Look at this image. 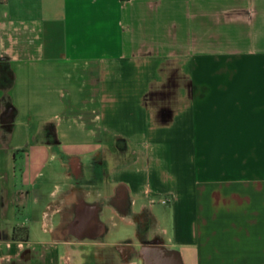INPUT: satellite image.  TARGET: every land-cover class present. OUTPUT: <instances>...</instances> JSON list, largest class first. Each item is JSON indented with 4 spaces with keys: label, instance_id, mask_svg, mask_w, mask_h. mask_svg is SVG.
<instances>
[{
    "label": "crops",
    "instance_id": "0c3cea01",
    "mask_svg": "<svg viewBox=\"0 0 264 264\" xmlns=\"http://www.w3.org/2000/svg\"><path fill=\"white\" fill-rule=\"evenodd\" d=\"M68 248L264 264V0H0V264Z\"/></svg>",
    "mask_w": 264,
    "mask_h": 264
},
{
    "label": "rangeland",
    "instance_id": "374dc122",
    "mask_svg": "<svg viewBox=\"0 0 264 264\" xmlns=\"http://www.w3.org/2000/svg\"><path fill=\"white\" fill-rule=\"evenodd\" d=\"M20 235L21 232L16 235V238H19ZM22 236L24 237V234ZM63 261L64 264H84L83 255L79 252H74V248H68Z\"/></svg>",
    "mask_w": 264,
    "mask_h": 264
},
{
    "label": "flooded vegetation",
    "instance_id": "af4514ba",
    "mask_svg": "<svg viewBox=\"0 0 264 264\" xmlns=\"http://www.w3.org/2000/svg\"><path fill=\"white\" fill-rule=\"evenodd\" d=\"M145 256H146L147 264H151L154 256H153V254L150 252L149 249H146V250H145Z\"/></svg>",
    "mask_w": 264,
    "mask_h": 264
},
{
    "label": "trees",
    "instance_id": "16d2710c",
    "mask_svg": "<svg viewBox=\"0 0 264 264\" xmlns=\"http://www.w3.org/2000/svg\"><path fill=\"white\" fill-rule=\"evenodd\" d=\"M19 232L23 233L25 236H27V233H28L27 229H25V228L16 229V234ZM25 239H26V237H25Z\"/></svg>",
    "mask_w": 264,
    "mask_h": 264
},
{
    "label": "built area",
    "instance_id": "2783aa9c",
    "mask_svg": "<svg viewBox=\"0 0 264 264\" xmlns=\"http://www.w3.org/2000/svg\"><path fill=\"white\" fill-rule=\"evenodd\" d=\"M171 201H172L171 198H164V199L161 200V203H162L163 205H167V204H169Z\"/></svg>",
    "mask_w": 264,
    "mask_h": 264
},
{
    "label": "water",
    "instance_id": "95a60500",
    "mask_svg": "<svg viewBox=\"0 0 264 264\" xmlns=\"http://www.w3.org/2000/svg\"><path fill=\"white\" fill-rule=\"evenodd\" d=\"M153 264H162V263H158V262L156 261V263H153Z\"/></svg>",
    "mask_w": 264,
    "mask_h": 264
}]
</instances>
